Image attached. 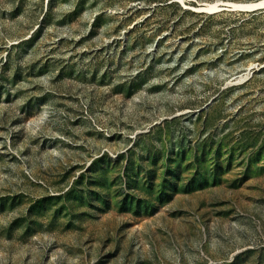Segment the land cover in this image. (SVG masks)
Returning a JSON list of instances; mask_svg holds the SVG:
<instances>
[{"label": "rangeland", "instance_id": "obj_1", "mask_svg": "<svg viewBox=\"0 0 264 264\" xmlns=\"http://www.w3.org/2000/svg\"><path fill=\"white\" fill-rule=\"evenodd\" d=\"M171 1L0 0V264H264V8Z\"/></svg>", "mask_w": 264, "mask_h": 264}, {"label": "water", "instance_id": "obj_2", "mask_svg": "<svg viewBox=\"0 0 264 264\" xmlns=\"http://www.w3.org/2000/svg\"><path fill=\"white\" fill-rule=\"evenodd\" d=\"M179 1V0H177ZM210 5L207 4L205 6H201L198 8V11L200 12H211V13H214V12H219V11H223V10H230V11H246V12H251V11H256V10H259V9H262L264 8L263 5H256V6H249V7H240V6H235L234 4H224V5H221L219 8H216V9H209Z\"/></svg>", "mask_w": 264, "mask_h": 264}, {"label": "bare ground", "instance_id": "obj_3", "mask_svg": "<svg viewBox=\"0 0 264 264\" xmlns=\"http://www.w3.org/2000/svg\"><path fill=\"white\" fill-rule=\"evenodd\" d=\"M229 4H234L235 6H240V7H249V6H256V5H263L264 6V0L256 1V2H248V3H229ZM210 6L208 7L209 9H216L221 6V4L218 3H210ZM248 73L245 75L240 76L239 81H244L248 76Z\"/></svg>", "mask_w": 264, "mask_h": 264}, {"label": "trees", "instance_id": "obj_4", "mask_svg": "<svg viewBox=\"0 0 264 264\" xmlns=\"http://www.w3.org/2000/svg\"><path fill=\"white\" fill-rule=\"evenodd\" d=\"M148 4L151 5V8L154 9V13L158 10V9H162V8H166V7H169L171 4H174L176 3L175 1H171L168 3V0L166 1H162V0H147ZM144 8L146 7H142V10H144ZM245 14V13H243ZM248 14V13H247ZM253 14V13H251ZM154 15H152L153 17ZM150 17V16H149ZM149 17L147 18L148 22H149Z\"/></svg>", "mask_w": 264, "mask_h": 264}]
</instances>
